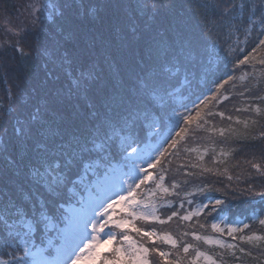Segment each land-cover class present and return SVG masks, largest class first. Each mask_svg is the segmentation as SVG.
I'll list each match as a JSON object with an SVG mask.
<instances>
[{
	"label": "snow or ice",
	"instance_id": "snow-or-ice-1",
	"mask_svg": "<svg viewBox=\"0 0 264 264\" xmlns=\"http://www.w3.org/2000/svg\"><path fill=\"white\" fill-rule=\"evenodd\" d=\"M21 7L18 23L6 20L0 40V67L7 73L14 64L19 78L8 106L0 107V256L6 257L0 264L93 262L100 257L99 246L113 241L119 246L103 258V264H152V254L162 264H184L190 249L195 252L190 264L200 259L217 264L195 245L167 232L137 227L135 221L161 225L174 217L189 221L209 204L211 215L223 200L208 198L197 209L183 215L175 210L162 219L155 214L153 198L157 190L173 194L163 186L165 176L159 174L153 180L155 189L143 195L138 190L153 179L149 169L165 162L170 149L177 150L172 155H179L178 146L193 125L194 131L208 132V139L218 132L228 141V132L236 143L232 152L264 141V123L255 119L251 124L237 119L235 123L244 125L240 132L231 127H205L209 124L205 117L225 118L208 105L219 102L220 90L235 79L230 72L213 82L214 90L191 101V108L175 103L191 84L189 77L209 71L211 53L226 63L220 56V37L225 34L229 40L238 34L245 41L253 34L256 37L254 47L242 59L233 57L234 69L250 62L264 65V58L257 60L254 55L264 51V0H35ZM235 51L229 44L227 55ZM255 99L264 101V96ZM183 151L197 153L198 160L204 158L198 147L184 146ZM220 154L229 153L221 149ZM245 164L264 177V150L258 155L253 152ZM188 166L212 171L196 163ZM171 187L179 185L173 182ZM245 191L264 204V187L257 190L249 179ZM117 205L123 215L114 218ZM252 213V223L264 226L255 208ZM109 228L121 230V235L106 232ZM226 228L235 240L234 233L244 232L250 224ZM125 229L135 231L141 242ZM211 229L225 235L217 223ZM180 235L219 248H235L196 232ZM239 239L259 248L256 242L264 236ZM157 240L176 251L145 246ZM240 251L251 255L243 248ZM259 253L264 256V248Z\"/></svg>",
	"mask_w": 264,
	"mask_h": 264
},
{
	"label": "trees",
	"instance_id": "trees-1",
	"mask_svg": "<svg viewBox=\"0 0 264 264\" xmlns=\"http://www.w3.org/2000/svg\"><path fill=\"white\" fill-rule=\"evenodd\" d=\"M178 2H187V0H178ZM13 6L14 0H0V13L5 11L6 7L7 10H12ZM237 40L243 42H234ZM255 41V34L250 36L247 41L244 40L243 35L239 34L231 40L227 39L226 34L221 36L220 56L225 58L226 63L225 61L217 60L215 54L211 53L212 63L208 65L209 71H199L195 79L189 77L191 84L186 86L182 90V94L176 98V105L179 107L180 104L187 103L191 108V101L196 100L198 96L202 98L201 94H206L209 90H214L215 83L213 82L218 83L220 79L225 78L226 73L230 72L235 79L229 81L220 90V93H218V97H220L219 102L213 100L208 105V108H212L213 111L224 113L225 118L221 119L220 116L205 117L209 121V124L205 125V127H215L216 129H229L231 127L240 132L243 131L244 125L243 123H235L237 119L240 121L247 120L249 124H251L253 119L264 123V101L255 99L257 96H264V65L250 62L234 69L235 60L233 57L242 59L254 47ZM229 44L236 49L232 56H228L226 52ZM240 48H244L245 51L240 52ZM254 55L259 60L260 58H264V51ZM207 59L206 57V63ZM14 69L15 65L12 64L10 70L6 73L4 67H0V107L6 108L10 92L15 93L17 91L16 85L19 83V78ZM241 76H245V79L241 80ZM223 96H227L228 99H222ZM257 107L260 109L259 113L253 111V108ZM238 108L241 111H236ZM245 108L248 111H244ZM180 111H183V109L181 108ZM206 111H208L207 108L204 109V112ZM228 116H231L233 119H227ZM225 135L229 136L228 141L221 138L218 132L212 135L211 139H208L210 136L208 132L194 131L193 125L185 140L178 146L179 155H172L171 153L177 150L170 149L169 154L165 157V162L152 169L156 177L159 174L165 176L163 186L173 193L172 195H168L157 190L156 196L153 198L156 203L155 214L162 219H166L175 210H178L183 215L188 211L197 209L203 203H208V198L221 199L224 203L218 205L216 211L211 212V215L208 214L212 207L209 204V208L204 209L200 216H194L189 221H180L178 217H174L172 221L161 225L155 221L137 220L136 226L154 230L157 233L167 232L174 239H182L184 242L191 243L199 248L201 252L210 255L217 261V264H262L264 256L260 255L259 248H264V240L257 241L256 243L259 245V248H254L247 243L241 242L239 237L252 234L264 236V226H261L258 221L252 223L251 219L253 215L252 208L256 209L260 218H264V204L260 203L259 198H252L250 193L245 191L249 179L254 183V188L257 190L264 187V177H260L245 164V159L251 158L253 152H256L258 155L261 150H264V141L257 140L251 144H245L242 151L232 152L231 149L236 147V143L228 132ZM153 143H156V141H153ZM184 146L198 147L199 151L204 153L203 160L197 159V153L184 152ZM221 149L229 154L226 156L221 155ZM214 156L215 163L213 162ZM167 160H171L172 163L170 165L166 164ZM190 162L207 167L212 171L204 172L201 170V167L191 168L188 166ZM180 165H184L185 167L181 168ZM162 168H166L167 170L162 172ZM185 172H192L194 175L185 176ZM250 172L252 173L251 177H249ZM228 176H231L232 179L229 180ZM237 176H239V179H237ZM173 182L177 183L179 187L172 189L171 185ZM155 188V183L142 186V189L148 190V192ZM199 188H206V190L201 193L198 191ZM188 192L195 194L188 196L186 195ZM188 201H191V203ZM181 203H183V208H180ZM212 223H217L220 227L224 228L225 235L221 236L219 233L213 232L211 229ZM243 223H249L250 228L245 229L244 232L234 233L237 239L233 240L231 236L227 235L226 225L243 227ZM200 224H204L205 227L200 228ZM183 231H188L189 233L196 232L212 239H220L225 244H234L235 248L229 250L227 248H219L216 245L204 244L203 241H193L191 235L181 237L180 234ZM53 235L54 233H52ZM130 235L137 243L141 242V237L135 231H131ZM145 246L149 248L156 246L160 250L173 253L176 251L170 245L159 240L155 242V245H153L152 241H147ZM241 248L245 251H250L251 255H245L240 251ZM112 251L104 257L110 256ZM194 257L195 252L190 249L184 264H190V261ZM253 257L256 258L254 259ZM4 258L6 257L0 256V259ZM172 258L175 259V256ZM149 259L152 261V264H162L154 254L150 255ZM100 264H103V261ZM197 264H205V261L200 259Z\"/></svg>",
	"mask_w": 264,
	"mask_h": 264
},
{
	"label": "rangeland",
	"instance_id": "rangeland-1",
	"mask_svg": "<svg viewBox=\"0 0 264 264\" xmlns=\"http://www.w3.org/2000/svg\"><path fill=\"white\" fill-rule=\"evenodd\" d=\"M30 2H35V0H14V6H13V8H11L12 10H10V11L7 10V12L2 11L0 13V40H2L4 37V26H5L6 20H11V24L16 25L18 23V20L16 18L18 16H20V14L23 11L21 6L26 5ZM54 2H55V0H54ZM149 171H150V169H149ZM154 179L155 178L153 177V179H150L146 184L152 183ZM138 191H140L142 195H143V193L148 192V190L142 191V189L138 190ZM116 213H117V217H114V218H118L119 215H123V212L121 211V208L119 205H117V207H116ZM135 224H136V221H135ZM125 230L129 231V232L131 231L129 229H125ZM105 231L106 232L107 231H115L117 233V236L121 235V230H119V229L115 230V229L109 228V229H105ZM52 237H53V239L56 238L55 233ZM118 246H119V244L116 241H113L110 244H102L97 249V251L100 253V257L96 261H93V262L82 261V262H80V264H100V261L103 260L104 255L108 254L111 250H113L115 247H118Z\"/></svg>",
	"mask_w": 264,
	"mask_h": 264
}]
</instances>
